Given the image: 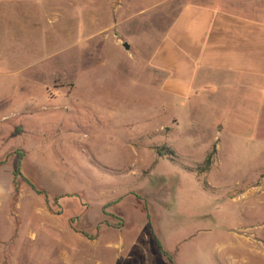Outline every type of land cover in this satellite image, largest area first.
Masks as SVG:
<instances>
[{
  "label": "rangeland",
  "instance_id": "obj_1",
  "mask_svg": "<svg viewBox=\"0 0 264 264\" xmlns=\"http://www.w3.org/2000/svg\"><path fill=\"white\" fill-rule=\"evenodd\" d=\"M106 1L0 0V264H264V94L163 91Z\"/></svg>",
  "mask_w": 264,
  "mask_h": 264
},
{
  "label": "crops",
  "instance_id": "obj_2",
  "mask_svg": "<svg viewBox=\"0 0 264 264\" xmlns=\"http://www.w3.org/2000/svg\"><path fill=\"white\" fill-rule=\"evenodd\" d=\"M139 1L108 0V10L113 8L109 11L115 29L127 9L137 13L126 18H137L147 31L133 33L123 45H157L146 61L153 69L145 75L164 73L163 91L180 93L192 84L238 82L264 94V0H155L137 8ZM98 2L104 9L108 4ZM150 13L162 16L154 20L147 17ZM159 26L163 31L155 36Z\"/></svg>",
  "mask_w": 264,
  "mask_h": 264
},
{
  "label": "trees",
  "instance_id": "obj_3",
  "mask_svg": "<svg viewBox=\"0 0 264 264\" xmlns=\"http://www.w3.org/2000/svg\"><path fill=\"white\" fill-rule=\"evenodd\" d=\"M21 161V155L17 154L12 162V171H13V176H18L19 175V165Z\"/></svg>",
  "mask_w": 264,
  "mask_h": 264
},
{
  "label": "water",
  "instance_id": "obj_4",
  "mask_svg": "<svg viewBox=\"0 0 264 264\" xmlns=\"http://www.w3.org/2000/svg\"><path fill=\"white\" fill-rule=\"evenodd\" d=\"M123 47H124V49H125V50H128V47H127V45H124Z\"/></svg>",
  "mask_w": 264,
  "mask_h": 264
}]
</instances>
